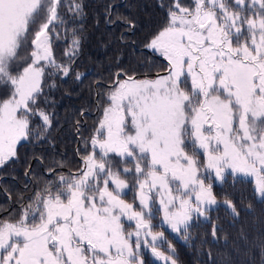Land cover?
I'll use <instances>...</instances> for the list:
<instances>
[{
    "label": "snow or ice",
    "instance_id": "1",
    "mask_svg": "<svg viewBox=\"0 0 264 264\" xmlns=\"http://www.w3.org/2000/svg\"><path fill=\"white\" fill-rule=\"evenodd\" d=\"M82 13L77 0H0V167L51 127L45 74L68 76L80 44L74 35L58 63L51 33L75 32ZM145 47L166 75L115 74L78 171L57 172L15 221L0 220V264H145L142 248L177 264L159 250L168 242L153 220L187 241L217 205L211 181L226 173L251 178L264 203V0H172Z\"/></svg>",
    "mask_w": 264,
    "mask_h": 264
},
{
    "label": "trees",
    "instance_id": "2",
    "mask_svg": "<svg viewBox=\"0 0 264 264\" xmlns=\"http://www.w3.org/2000/svg\"><path fill=\"white\" fill-rule=\"evenodd\" d=\"M77 2L83 5V13L74 21L75 32L57 28L51 33L52 53L58 63L70 60L71 40L74 35L79 39L72 71L51 79L46 72L42 84L46 101L40 106L49 115L51 127L38 130L40 139L31 134L17 146V158L0 167V220L15 221L33 193L57 172L68 175L78 171L88 147L85 141L90 140L102 118V101L116 73L153 79L166 71V62L145 45L165 23L172 0ZM180 3L190 5L192 0ZM61 11L72 24L73 13ZM74 73H79L80 79ZM30 119V128L42 125L38 117ZM212 187L217 200H231L236 205L239 217L219 206L208 213L207 221L194 222L187 241L167 234L177 264H264V203L259 202L253 182L227 176ZM130 195L133 198L135 193ZM146 264L155 263L148 258Z\"/></svg>",
    "mask_w": 264,
    "mask_h": 264
},
{
    "label": "rangeland",
    "instance_id": "3",
    "mask_svg": "<svg viewBox=\"0 0 264 264\" xmlns=\"http://www.w3.org/2000/svg\"><path fill=\"white\" fill-rule=\"evenodd\" d=\"M164 75H166V74H164ZM155 78H156V77H155ZM153 79H154V78H153ZM110 89H111V88H110ZM110 89H109V90H110ZM21 142H23V141H21ZM21 142H20V143H21ZM201 159H203V158L201 157ZM227 176H229V175L226 173V174H225V178H226ZM234 177H240V176H239V175H236V176H234ZM245 179L251 180V181L253 182V180H252L251 178H245ZM207 182H208V181H206V183H207ZM211 183H212V184H214V183H216V184H221L222 182H218V181L213 180V181H211ZM253 184H254V182H253ZM256 195H257V194H256ZM129 198H132V195H129ZM257 198L259 199L258 196H257ZM133 199H134V196H133V198H132L130 201L127 200V202H128V203H132V204L134 205V207H135V205L138 204V201H137V200H133ZM225 202H226V201H219V200H217V205L213 206V209H215V208H217V207H219V206H223V207L227 208V207L225 206ZM227 209H228V208H227ZM228 210H229V209H228ZM229 211H230V210H229ZM200 220L207 221V220H205L203 217H201ZM160 224H161V220H160L159 218L153 220V221H152L153 231H155V232H163V234H164L163 239H164L165 241H167L168 243H163L162 246L159 248V250L162 251V252H164L165 255H172L173 253L171 252V250H170L169 247H168V244H170L171 247H172V244H171V242H170V240H169L167 234H169V235H171V236H173V237H176V238H179L180 235L177 234V233H173V232H171V230L167 227V225H162V226H160V227H157V225H160ZM126 229H127V225H126ZM158 243H162V242H161V241H158ZM141 253H142V258H143L144 261H145V264H146V261H147L148 258H149L150 260H152L155 264H163V261H161V260H159L158 258L152 256L150 251L145 250V249L142 248V249H141Z\"/></svg>",
    "mask_w": 264,
    "mask_h": 264
},
{
    "label": "water",
    "instance_id": "4",
    "mask_svg": "<svg viewBox=\"0 0 264 264\" xmlns=\"http://www.w3.org/2000/svg\"><path fill=\"white\" fill-rule=\"evenodd\" d=\"M113 8H114V5L112 6V8H111V11L113 10ZM144 50H147V49H144ZM166 62V61H165ZM161 74H166V71H164L163 73H161ZM159 75V74H158ZM136 77V79H137V76H135ZM109 87H112L113 86V83L112 84H110V85H108ZM3 215L2 214H0V219H1V217H2Z\"/></svg>",
    "mask_w": 264,
    "mask_h": 264
}]
</instances>
